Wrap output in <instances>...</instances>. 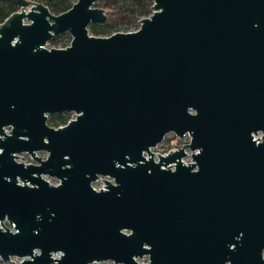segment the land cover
<instances>
[{
  "label": "water",
  "instance_id": "95a60500",
  "mask_svg": "<svg viewBox=\"0 0 264 264\" xmlns=\"http://www.w3.org/2000/svg\"><path fill=\"white\" fill-rule=\"evenodd\" d=\"M99 1L0 0V260L264 264V0H150L107 37Z\"/></svg>",
  "mask_w": 264,
  "mask_h": 264
},
{
  "label": "trees",
  "instance_id": "16d2710c",
  "mask_svg": "<svg viewBox=\"0 0 264 264\" xmlns=\"http://www.w3.org/2000/svg\"><path fill=\"white\" fill-rule=\"evenodd\" d=\"M43 3L49 11L54 15H59L71 8L77 0H36ZM150 0H100L96 7L102 9L106 13L104 23L92 24L89 26L91 35L99 37H107L113 33H118L117 27L139 26V20L148 17L151 14ZM15 12V9L9 3L0 4V23L7 19ZM129 32V31H128ZM60 38H54L50 41V45L58 47ZM64 47V46H62ZM70 114H59L49 116L47 124L49 127L59 128L64 126L70 119Z\"/></svg>",
  "mask_w": 264,
  "mask_h": 264
},
{
  "label": "rangeland",
  "instance_id": "374dc122",
  "mask_svg": "<svg viewBox=\"0 0 264 264\" xmlns=\"http://www.w3.org/2000/svg\"><path fill=\"white\" fill-rule=\"evenodd\" d=\"M138 27L133 26V24H130L128 26H126V25L123 26L122 25V26L117 27V30H118L117 32H121V33H127L128 31L129 32H133V31H136L138 29ZM88 31H89V34H91L89 28H88ZM56 38H60L59 39L60 40L59 43H60V45H62L64 47H67L69 45L70 41H71V37L68 34H63V35L58 36ZM47 46H48V48L55 47V46L50 45L49 43H48ZM70 116L71 117H70L69 120L73 119V116L72 115H70ZM187 139L189 140V137H187ZM187 139L186 138L185 139L184 138L183 139H179V138L175 137L173 134H168V135L165 136V138L163 139V141L160 144H158L155 149H152L151 151L153 153H157L161 149H163V148H166V149L171 148V146L172 145H175V144H177L178 149H180L184 145L187 144L186 143V140ZM188 143H189V141H188ZM185 153H186V157L183 158L182 161H183V163L188 164V163L191 162V158H190L191 153H190L189 150H185ZM37 156L45 159L47 155H46V153H38ZM21 159H24L23 162L26 163V164L33 163L32 160L29 158V156L26 155V154L19 155L18 161H21ZM154 160L157 161L156 158H154ZM56 185H53V186H56ZM263 258H264V252H263ZM147 262H148L147 261V257L139 260V264H144V263H147ZM7 264H21V259H18V258H10V260H9V262ZM102 264H113V263L110 262V261H108V262H105V263H102Z\"/></svg>",
  "mask_w": 264,
  "mask_h": 264
},
{
  "label": "built area",
  "instance_id": "2783aa9c",
  "mask_svg": "<svg viewBox=\"0 0 264 264\" xmlns=\"http://www.w3.org/2000/svg\"><path fill=\"white\" fill-rule=\"evenodd\" d=\"M56 48H65V47H62V46H58V47H56ZM187 136V135H186ZM184 137V139L186 138L187 139V137ZM188 139L186 140V143H188ZM175 147H173V146H171V148H168V149H166V148H163V149H161L160 151H158L157 153H154V154H158V155H167L170 151H176L177 149H178V147H177V144H175L174 145ZM152 150V149H151ZM49 182H50V184H52V185H56V184H58V181L56 180V179H53V178H48L47 179ZM107 180H109V179H107V178H105V177H100L95 183H93L92 185H91V187L95 190V191H100V190H102V189H104V187H105V183L103 182V181H107ZM110 181V180H109ZM9 262V261H8ZM8 262H3V261H1L0 260V264H7ZM137 262H138V264H139V260H137Z\"/></svg>",
  "mask_w": 264,
  "mask_h": 264
},
{
  "label": "flooded vegetation",
  "instance_id": "af4514ba",
  "mask_svg": "<svg viewBox=\"0 0 264 264\" xmlns=\"http://www.w3.org/2000/svg\"><path fill=\"white\" fill-rule=\"evenodd\" d=\"M28 1H30V0H28ZM30 2H34V3H41V2H38V1H36V0H31ZM3 3H6V2H3ZM2 4V3H1ZM41 4H43V3H41ZM44 5V4H43ZM12 6V5H11ZM45 6V5H44ZM13 7V6H12ZM14 8V7H13ZM15 9V11H16V8H14ZM54 39V38H53ZM50 43V42H49ZM47 48H48V46H47ZM50 48H55V47H50Z\"/></svg>",
  "mask_w": 264,
  "mask_h": 264
}]
</instances>
